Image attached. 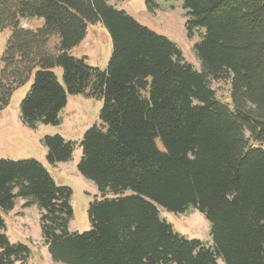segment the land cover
<instances>
[{"label": "trees", "instance_id": "16d2710c", "mask_svg": "<svg viewBox=\"0 0 264 264\" xmlns=\"http://www.w3.org/2000/svg\"><path fill=\"white\" fill-rule=\"evenodd\" d=\"M111 0H0L11 28L0 69V111L32 80L22 122L58 125L68 94L100 97L101 123L82 140L45 135L51 165L67 162L98 187L91 228L71 231L73 190L34 158H0V264H26L31 248L11 242L3 213L36 205L44 245L63 264H264V0H179L196 69L178 45ZM154 11L156 0H145ZM42 19L31 29L22 19ZM102 23L112 40L105 69L70 51ZM63 69V83L54 71ZM231 79L223 103L212 80ZM162 144V148L159 147ZM160 207L199 211L212 244L176 232Z\"/></svg>", "mask_w": 264, "mask_h": 264}, {"label": "rangeland", "instance_id": "374dc122", "mask_svg": "<svg viewBox=\"0 0 264 264\" xmlns=\"http://www.w3.org/2000/svg\"><path fill=\"white\" fill-rule=\"evenodd\" d=\"M158 7L149 10L145 0H111L110 3L125 9L140 23L173 40L182 50L184 58L196 69H201V62L195 46L202 38V29L194 31L189 37L186 22L188 17L179 0H156ZM42 19H22L24 27L36 29L42 26ZM11 28L0 29V69L2 57L6 50ZM112 53V40L102 23L88 26V33L83 42L73 48L70 54L86 58V62L101 70L105 69ZM54 71L63 83V69ZM32 80L15 91L10 105L0 111V158L27 159L34 158L42 162L50 171L56 182L69 186L73 190L71 205L74 210L70 221L71 231H87L91 228L89 218L90 203L99 194L94 181L80 174L77 164L82 157V148L77 145L73 157L57 165L49 164L47 147L43 143L45 135L60 134L67 140L79 143L87 129L100 124V112L103 100L90 94L89 90L80 94H68L67 106L62 110L61 123L58 125L39 123L36 128L25 125L21 119V101L30 89ZM212 88L223 103H231V79L212 80ZM162 148V144L159 143ZM99 198V197H98ZM25 200L18 198L15 208L3 213L6 220L7 234L11 242H22L31 248V257L26 264H63L53 261L44 245L41 232V211L36 205L23 207ZM161 216L172 224L174 230L189 239H200L211 245V224L199 211L191 209L186 213H175L160 207ZM220 264H224L219 260Z\"/></svg>", "mask_w": 264, "mask_h": 264}, {"label": "crops", "instance_id": "0c3cea01", "mask_svg": "<svg viewBox=\"0 0 264 264\" xmlns=\"http://www.w3.org/2000/svg\"><path fill=\"white\" fill-rule=\"evenodd\" d=\"M100 196H101L100 194H95V197H97V198L100 197ZM70 230H71V229H70Z\"/></svg>", "mask_w": 264, "mask_h": 264}]
</instances>
